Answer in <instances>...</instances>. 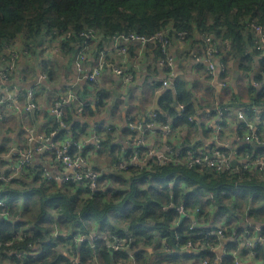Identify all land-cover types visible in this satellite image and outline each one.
<instances>
[{"label": "trees", "instance_id": "trees-1", "mask_svg": "<svg viewBox=\"0 0 264 264\" xmlns=\"http://www.w3.org/2000/svg\"><path fill=\"white\" fill-rule=\"evenodd\" d=\"M7 5L12 9L10 16L4 10ZM252 22L264 26V0H0V71L11 61L13 52H17L19 56L16 69L8 74L7 81L20 88L21 98L24 100L29 88L24 86L22 80L33 75L37 77L39 71H42L47 75L46 83H55L60 76L67 75V67L71 62L75 65L76 57L86 45L89 46L86 63L93 67L100 53L111 46L113 36L132 33L150 36L165 31L171 54L170 46L174 38L185 40L195 37L196 42L203 45V50L207 46L204 36L211 35L228 41L229 46L216 54L217 59L226 67L221 77H228L232 60L239 70L244 71L242 73L251 84L254 70L258 69L256 78H263L264 72V56H261L263 49L257 46V36L250 26ZM90 29H95L96 35L87 38L84 33ZM181 32H187L183 39ZM148 45L158 48L159 61L164 58L160 43L149 42L145 46ZM55 49L58 50L57 56L54 54ZM196 54L201 57L206 55L205 52ZM107 58L110 59V56ZM56 60L59 61L58 64ZM203 63L201 61L195 64L206 68ZM18 72L24 74L19 75ZM174 77L175 75L172 78ZM100 83L101 79L97 84L85 81V91L78 87L79 97L89 100V86L96 88ZM250 87L249 101L241 102L237 96L232 98L241 104L258 108L257 113L250 110L248 117L258 126L264 127V85L257 91ZM175 90V94L174 90H167L161 98V110L156 111L158 125L170 123L173 128H183L186 124H192L189 120L193 110L190 102L192 95L179 84ZM93 97L97 99V94ZM180 102L188 103L185 111L177 110L176 103ZM226 104L234 106L236 103L230 101ZM91 106L87 107L86 112L88 109L93 110ZM66 108L68 114L71 106ZM73 112L71 110L69 115L72 118L66 115L64 122L76 138L79 135L76 132L80 130L84 133L87 125L80 120L74 121ZM224 119V130H228L232 126V119L227 116ZM237 122L238 136L243 140L239 144V154L257 151V154L263 155L264 146L246 141V131L241 128L246 127L245 123ZM31 124L36 126L35 123ZM58 127L59 123H53L47 132ZM67 129H60V136L66 134ZM110 134L113 133H106L101 144L102 150L107 147ZM173 138L177 139V135ZM260 138L264 141L263 135ZM37 189L41 190L25 192L19 188L4 186L0 182V198L7 199L11 204L17 197L26 198L25 205L20 208V218H7L0 222L1 239L8 243L15 230L29 221L33 236L13 244L12 247L28 250V243L33 241L43 249L35 261L24 259V264H70V257L62 252L63 244L51 236L53 221L46 219L47 206H51L54 198L63 206L61 218L65 226L77 229L86 225L88 229H95L103 234H128L135 241L132 250L139 247V242L145 241L150 246L161 244L163 253L168 246L170 254L179 257L188 252L181 248L184 244L190 239H199L191 234L192 218H180L176 207L181 203H185L190 209L200 207L201 212L196 214V218L200 216L206 223L224 217L223 220L228 225L225 231L227 236L232 233L230 224L233 223L234 215L238 214L236 208L241 200L250 203L249 213L255 221L264 222V174L255 171L213 172L172 163L155 164L151 171L142 169L130 173H103L100 188L89 197H84V192L73 186L66 190L57 188L52 192V199L48 200L45 198V190ZM224 190L228 191L227 194H222ZM207 192L215 193V198L207 199ZM170 201L175 206L163 208ZM176 233L179 234V239H176ZM210 241L216 243L218 240ZM230 248L234 247L230 245ZM145 249L136 250V258L140 264H150L149 251ZM74 250L77 248L74 247ZM255 250V257L264 264V245L257 244ZM1 254L6 257L4 252ZM82 255L86 260L92 261L91 264H127L131 261L126 250H111L103 241L97 242L95 247L85 244ZM2 256L0 261L3 260ZM200 256L201 254H197L195 258ZM13 260L20 264L15 256ZM223 263L235 264V261L232 257H226Z\"/></svg>", "mask_w": 264, "mask_h": 264}, {"label": "built area", "instance_id": "built-area-1", "mask_svg": "<svg viewBox=\"0 0 264 264\" xmlns=\"http://www.w3.org/2000/svg\"><path fill=\"white\" fill-rule=\"evenodd\" d=\"M252 30L257 36L258 48L263 49L264 56V26L252 22L250 24ZM87 38L94 37L96 30L90 29L84 33ZM187 32H181L180 36L185 38ZM206 48L204 52L206 55H195L193 60L195 63L205 60L206 74L209 79L218 78L221 87L229 89V80L227 77L222 78L221 73L226 70L223 63L216 64V54L223 51L229 46V42L219 37L207 35L204 36ZM139 43V46L145 47L149 42L160 43L164 58L159 62L167 70V77L163 79L162 86H168L171 78L175 75L176 59L169 52V41L167 32L162 31L156 35L144 36L137 34H118L113 36L111 46L100 53L95 66H88L87 49L88 45L79 52L75 60V68L77 71L78 81H89L98 83L101 75L105 70H109L112 74L117 75L125 84L132 81V75L127 73L124 68L118 65L117 61L113 59L115 54L127 55L129 46L133 43ZM142 49V48H141ZM57 52L58 50L55 49ZM141 51L137 52L134 57H140ZM110 56V59L107 56ZM19 54L13 52L11 61L3 67L0 71V108L2 110H13L18 114L22 124L23 144H9L3 150L0 149V182L4 186L15 187L25 192H33L45 190V198L52 199L54 190L57 188H71L73 186L79 187L84 192V197H89L92 192L98 190L101 184V177L106 172H132L136 170L145 169L152 170L155 164H175L184 165L190 168H197L199 170H210L213 172L224 171H255L259 174H264V154H257L254 152H245L239 154V145L233 146L224 140V124L222 123L227 116L234 118L240 122H244L246 127H241L246 131L245 140L252 142L258 146H264V141L260 138L264 136V127L258 126L248 117V112L251 110L254 113L259 112L258 108H252L245 104H241L238 100H233L230 97L226 103H236L234 106L226 103L216 104L206 114L205 129L210 131L215 144L212 147L202 146L194 143L188 146H180L174 144V135L179 132L178 128H173L170 123L158 125L156 121L157 112L154 110L147 111V117L143 120L127 119L126 129L128 131V141L125 142L127 146L117 150L112 161L107 167H96L92 164L87 154V144L95 142L97 147L102 148L101 144L105 139L106 133H115L118 131L114 125L97 126L101 128L98 130L94 128L92 132L74 136L73 131L67 129V124L64 118L67 115V106L70 105L77 116H83L86 113L88 106L92 105L94 101L82 100L78 95L77 82L68 86L64 93L57 95L50 100V112L54 116V124L59 123V127L53 129L49 133L48 129H40L33 126L29 121V117L36 110L42 111L40 101L36 94L40 86L46 82L47 75L40 72L37 78L36 85H31L26 91V102H23L22 91L15 85H10L8 77L16 69V62ZM252 88L256 91L260 90L264 85L263 78L251 77ZM229 98V97H228ZM186 104H180L181 111L186 110ZM12 112L11 115L13 114ZM6 111H0V117H3ZM259 116L257 117V119ZM189 120L192 124H198L196 118L191 115ZM67 129L65 137L60 136V129ZM159 128L164 131L161 137L165 138L166 143L156 147H150L148 135L152 131H159ZM60 130V131H59ZM160 130V131H161ZM159 139V142L161 140ZM240 138V137H239ZM236 162V163H235ZM99 168V169H98ZM227 190L222 191V194H227ZM207 199H214L215 193L207 192ZM25 197H17L13 204L9 203L7 199L0 198V222L7 218H20V208L25 205ZM54 201L51 206H47L46 219L51 220V236L56 241L63 244L62 248L67 250L65 255L70 257V264H91L82 255V247L86 244L95 247L97 242L103 241L107 248L114 251L126 250L131 258L132 264H140L136 258V250L149 249L145 241L138 243V248L132 250V245L135 244L133 238L126 234L124 236L109 233H99L95 229H88L87 226L72 229L63 224L64 220L61 218L63 206L60 202ZM172 201L164 205L163 208L168 209L174 207ZM244 214H237L240 218L234 215L233 223L230 224L232 233L229 236L225 234L227 226L223 220L224 217L216 221L206 223L203 218L196 214L201 212L200 207L190 209L185 203L179 204L176 209L180 213V218L190 217L192 223L190 225L191 234L198 236L196 241L190 239L181 248L185 251L194 254H201L199 259L200 264H224L226 257L234 258L235 264H241L244 255L251 254L255 256L257 244L264 245V222L255 221L250 213V207ZM239 207L236 208L238 212ZM1 230V225H0ZM32 224L27 221L24 225L17 228L11 240L6 243L0 237V256L1 252L6 254L0 264H17L13 257L20 260V264H24L23 260L30 258L35 261L42 252L40 244L30 241L28 243V250L13 248L12 245L18 242H23L29 237H32ZM61 239L64 241L61 242ZM176 239H179V234L176 233ZM218 240L212 243L210 240ZM96 244V245H95ZM230 245L234 248L231 249ZM7 247V248H6ZM74 247L77 250H74ZM170 248L165 247L166 256L170 254ZM220 252L221 254H219ZM148 254V253H147ZM171 255V254H170ZM211 257H214L212 260ZM158 258L162 264L163 258ZM97 258V257H96ZM72 260V261H71ZM95 264H98L96 262Z\"/></svg>", "mask_w": 264, "mask_h": 264}, {"label": "crops", "instance_id": "crops-1", "mask_svg": "<svg viewBox=\"0 0 264 264\" xmlns=\"http://www.w3.org/2000/svg\"><path fill=\"white\" fill-rule=\"evenodd\" d=\"M197 38L192 37L191 39L177 40L174 38L171 42L170 51L175 56L176 59V71L175 77L171 78L170 84L168 86H162V81L167 77L166 69L159 62V51L153 45L139 46V43L132 44L129 46V51L127 55L115 54L113 59L117 61L118 65L124 68V70L132 75V81L125 84L120 77L112 74L110 71L106 70L101 75V83L99 87L93 88L89 86L88 97L89 101H94L92 104L93 110H87V112L81 117L77 116L74 112L72 116L74 121L80 120L86 123L87 128L84 133L80 130L78 137L84 134L92 132L97 126L114 125L117 127L118 131L110 134V139L107 143V147L103 150L97 147L95 142H90L87 144V154L92 164L96 167H107V165L114 158L118 146L125 147L126 141H128V131L126 129L127 119L138 118L145 119L147 117L148 110H161L160 101L162 96L167 90H174L176 93L177 85H181L185 90L190 92L192 95V115L196 118L198 124H186L182 127H177L179 129V134L175 143L180 146H188L190 144H203L202 146L212 147L215 144L213 136L210 131L205 129L206 114L218 103H226L229 101L230 97L237 96L238 100L241 102H247L250 100V93L247 90L250 81L242 73L244 71L239 70V68L231 60L230 65L232 66L228 74L229 89L223 88L219 84L217 77L212 80L206 74L205 66L201 67L195 64L193 60V54L196 52L202 53L203 45L196 42ZM142 48V49H141ZM141 51L140 57L135 58L134 55ZM57 56V52H54ZM55 59V57H53ZM59 58V57H57ZM57 64L59 61H57ZM203 64L207 63L203 60ZM220 61L216 64L219 65ZM88 65V64H87ZM31 67V65L29 64ZM88 66H91L90 64ZM42 72V71H39ZM67 75L60 76L55 83L44 82L36 96L40 101L42 111L36 110L29 117L31 123H35L40 129H49L53 123L54 119L50 112V100L57 95L64 93V87H68L77 80V71L73 62L67 67ZM258 69L252 72L251 77L257 75ZM17 74H24V72H18ZM15 78H18L17 76ZM37 77L34 75L32 77L25 78L22 83L26 87L31 85H36ZM85 81L81 80L77 82V86L81 87L85 91ZM21 83V82H20ZM178 83V84H176ZM45 84V85H44ZM250 89V88H249ZM2 93V91H0ZM94 99L93 96H96ZM81 96V95H80ZM229 97V98H228ZM25 103L26 100L24 99ZM99 102V104H98ZM189 102V103H190ZM180 104H188L187 102L176 103L177 110ZM72 110V107L70 108ZM2 109L0 108V111ZM71 110L68 111L67 117L70 115ZM7 111V110H4ZM73 111V110H72ZM2 112V111H1ZM15 118L16 123L8 124L4 128L2 136L0 137V149L6 148L9 144H23V131L21 121L17 114L13 111V114L6 113L3 117H0V121L4 124L9 123ZM69 118H72L69 116ZM232 126L228 130H224V140L233 146H237L243 142L239 138L237 120L232 118ZM152 131L148 135L150 147H156L166 143L165 138L161 137V133L164 131ZM65 137V134L61 136ZM161 140L159 142V139ZM112 148H111V147ZM162 245H151L148 249L149 251V263L150 264H160L159 257L165 256L163 258L162 264H200L199 259L195 258L197 254L192 252L182 253V256H172L164 254L162 251ZM221 254L220 252H218ZM241 264H263L258 258L252 256L251 254L244 255L241 257ZM127 264H132L129 261Z\"/></svg>", "mask_w": 264, "mask_h": 264}, {"label": "rangeland", "instance_id": "rangeland-1", "mask_svg": "<svg viewBox=\"0 0 264 264\" xmlns=\"http://www.w3.org/2000/svg\"><path fill=\"white\" fill-rule=\"evenodd\" d=\"M4 10H5V12H6V14L7 15H11V11H12V9H11V6H5V8H4ZM251 85H248V88H247V90H249V88L251 89V87H250ZM1 111H4V110H1ZM13 110H7L6 111V113H9V112H12ZM15 114H17L16 112H15ZM18 115V114H17ZM14 123H16V121H15V118L13 119V120H11L9 123H7V124H4L3 123V121H0V137L2 136V134H4L3 133V131L2 130H4V128H6L7 126H10V125H8V124H14ZM2 127H4V128H2ZM2 129V130H1ZM180 132H178L176 135H178ZM180 135V134H179ZM118 149H120L121 151H122V148H121V146H118ZM240 205L238 206L239 207V210H238V214H244V212L247 210V208L246 207H250V206H248L250 203H246V201H244V200H241L240 202ZM62 252L64 253V254H66L67 253V250L66 249H62ZM72 261V260H71ZM87 264V263H86Z\"/></svg>", "mask_w": 264, "mask_h": 264}, {"label": "water", "instance_id": "water-1", "mask_svg": "<svg viewBox=\"0 0 264 264\" xmlns=\"http://www.w3.org/2000/svg\"><path fill=\"white\" fill-rule=\"evenodd\" d=\"M236 163V162H235Z\"/></svg>", "mask_w": 264, "mask_h": 264}]
</instances>
